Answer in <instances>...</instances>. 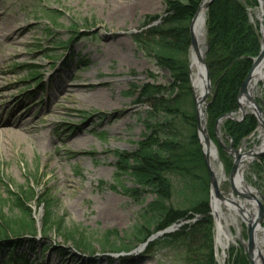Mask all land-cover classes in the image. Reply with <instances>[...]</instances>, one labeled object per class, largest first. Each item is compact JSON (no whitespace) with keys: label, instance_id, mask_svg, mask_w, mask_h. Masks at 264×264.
<instances>
[{"label":"rangeland","instance_id":"obj_1","mask_svg":"<svg viewBox=\"0 0 264 264\" xmlns=\"http://www.w3.org/2000/svg\"><path fill=\"white\" fill-rule=\"evenodd\" d=\"M258 1L256 7L248 9V14L251 24H259L260 30L256 19ZM164 8V0H0V82L5 87L0 91L3 95L0 114L7 115L11 107L19 106L20 111L30 112L26 121L33 119L29 133L15 127V136L10 140L0 136V197L6 198L7 188L27 187L33 191L25 206L36 231L33 235H21L23 241L34 240L37 246L30 251L23 242L21 250L26 252L28 262L201 264L196 243L203 237L191 238L190 234L200 236L202 229L198 227L203 217L192 212L166 228L155 230L153 237L144 243L114 253L102 251L96 242L91 254L84 253L66 241L61 232H41L44 207L37 197L43 194L52 196L54 214L62 218L65 227L97 234L116 230L120 237L130 232L139 213L153 199L150 193L135 199L122 192L120 185L131 188L134 183L126 175L116 178V151L133 152L146 132V122L151 120L148 103L141 102L139 97L141 87L148 82L165 86L171 80L169 73L156 66L154 59L145 55L133 38L134 34L159 24L166 15ZM45 12H54L58 18L53 22ZM149 17L156 19L145 26ZM71 24L75 26L73 29ZM202 42L205 44V37ZM24 64L35 66L34 78ZM61 82L66 85L59 88ZM75 84H83L85 88L77 89ZM259 87L260 92L255 91L253 98L264 111V80ZM97 93L107 96L109 103L94 101ZM192 94L195 96L193 88ZM210 94L211 90L205 103ZM44 107L49 109L46 111ZM244 110L246 115L253 116L256 125L233 146L241 151L259 147L262 141L258 137L261 124L251 109L244 106ZM232 112L237 121L245 118L241 119L239 107ZM154 119L161 121L164 117L160 114ZM227 119L222 120L217 131L226 145L230 140L227 141L222 125ZM172 124L181 135L188 133L186 123L178 117L172 118ZM75 139L79 141L76 147L72 144ZM217 154L216 162H220L225 175L218 184L222 194H231L238 203L245 202L248 206V199L231 191L230 170L226 172L225 162ZM225 154L231 164L232 156ZM260 157H254L242 173L245 184L257 190L264 208V170L257 165ZM173 183L176 190L171 204L178 207L183 205L189 192L178 193L183 183L177 176L173 177ZM10 206L4 205L5 215H17L18 211ZM235 216L238 232L231 226L235 239L229 242L225 254L229 247L236 245L239 233L246 240V224L238 213ZM212 219V249L216 263L220 264L221 250L215 246ZM261 225L264 226V219ZM183 226L189 232L180 229ZM193 229L198 235L192 233ZM178 233L177 239L165 238ZM188 240L192 243L190 248ZM59 249L65 255L60 256ZM7 260V255L0 253V264H8Z\"/></svg>","mask_w":264,"mask_h":264},{"label":"trees","instance_id":"obj_2","mask_svg":"<svg viewBox=\"0 0 264 264\" xmlns=\"http://www.w3.org/2000/svg\"><path fill=\"white\" fill-rule=\"evenodd\" d=\"M202 0H164L165 17L155 26L134 34L138 48L148 57L154 59L156 66L166 70L171 78L165 85L147 83L139 93L141 102L148 103L151 120L146 122V132L131 152L116 151V178L129 176L134 186L128 188L120 185L122 192L139 198L143 193H150L153 199L139 213L137 222L125 237H120L116 230H106L100 234L90 233L84 229L67 228L60 216L54 214V199L50 194H43L37 200L44 207V219L40 224L41 232L54 230L60 232L65 240L77 250L84 253L93 252L96 242L102 251H127L136 243H144L155 230L163 229L189 212L203 217L202 229L196 243L201 264H217L213 254L212 228L213 219L209 207V179L196 129V117L192 89L190 86L189 25ZM257 6V0H213L205 12V43L207 51L204 57L211 81V94L206 106V123L208 134L215 142L213 133L214 120L223 114L236 111L238 108V91L249 72L253 58L260 49L259 24L252 25L249 19V8ZM53 22L58 18L56 13L45 12ZM155 17H149L145 26ZM70 29L75 26L70 25ZM62 45L68 43L61 42ZM28 73L34 78L35 66L24 64ZM163 120H155L157 116ZM178 117L186 123L188 133L181 135L172 124V118ZM171 125V126H170ZM253 116L246 115L241 121L227 119L222 129L233 146H237L255 128ZM216 143V142H215ZM218 153L225 162L226 172L231 164L227 155L219 146ZM264 170V155L259 164ZM264 172V171H263ZM178 177L183 184L178 193L188 191L181 206L174 207L171 198L176 190L173 177ZM202 193V198L200 194ZM6 198L0 197V253L7 255L8 264H38L28 262L26 252L21 250L23 242L34 251V240L21 238L22 234L33 235L36 231L30 211L25 202L33 197V191L27 187L18 190L7 188ZM184 195V194H183ZM16 209L15 216L5 215L4 205ZM188 226V225H186ZM183 226L180 229H183ZM189 232L187 229H183ZM192 233L198 235L193 229ZM169 237H179L167 235ZM188 247L192 243L188 240ZM186 243V245H187ZM60 256L65 255L59 249ZM226 264H250L247 254L240 244L229 247Z\"/></svg>","mask_w":264,"mask_h":264},{"label":"bare ground","instance_id":"obj_3","mask_svg":"<svg viewBox=\"0 0 264 264\" xmlns=\"http://www.w3.org/2000/svg\"><path fill=\"white\" fill-rule=\"evenodd\" d=\"M263 1L260 0V5L257 7L256 10V19L259 21L262 33H261V39L262 42H264V15H263ZM124 9H128V6H124ZM204 24H205V12H200L198 15V18L194 22V33L197 38V41L199 43L200 49H202L203 40H204ZM13 44V43H12ZM14 49V47H13ZM15 53L16 50L14 49ZM2 59L0 58V63ZM191 70L192 73V85L195 92L196 98H200L203 93V89L205 86V80H204V69L203 66L199 63H197L195 60H191ZM264 80V56L263 58L258 62L257 65L253 68L252 74H251V80L249 82L248 91L249 95L251 97H254V92L257 93L260 92L259 84ZM60 83V82H59ZM66 84L62 83L59 84V88L64 87ZM77 89H84L85 86L83 84H75L74 86ZM5 87L0 82V91L3 90ZM3 95H0V98H2ZM94 101L100 103V104H108L109 99L107 96L102 95V93H97L93 96ZM241 104L244 107L246 105L244 100H241ZM20 107H11V111H8V114L5 115V113L0 114V136L6 138L7 140H10L15 136V132L13 131V128L20 127L23 128V130L26 133H29L31 131L30 124L33 121L32 118H29L26 121L27 115L30 114L27 109H24L23 111H20ZM49 108L44 107V110H48ZM201 111V110H200ZM200 117L203 118L202 113L200 114ZM260 121L264 124V116L259 117ZM259 136L261 137V144L259 147L253 148L251 150H243L241 151L239 149L238 152L242 155V162L240 165V171L237 173V176L235 178V185L236 187L245 192H250V194L254 195L256 198H258L257 190L251 186H248L244 182L243 177V170L247 166L250 161L254 158L253 154L255 152H259V150L264 148V127H259ZM38 138L40 136L37 135ZM42 137V136H41ZM41 139H44L41 138ZM45 140V139H44ZM41 142V140H40ZM76 143L78 145L79 141L77 139L73 140L72 144L75 145ZM210 163L211 167L215 171V174H217L218 181L221 183V180L225 179L224 170L221 167L219 162L217 161L218 154L216 153V148L214 146H211L210 148ZM243 209L248 210V213H245V215L250 216L251 218H254V214H256L257 208H256V202L254 200L248 201V206L245 204V202H239ZM231 205H228L226 202H220L215 197L212 198V213L213 217L215 219V246L218 250H221V254L218 256V260L220 263H222V258L224 256L223 251L227 248L229 242L233 241L235 239L234 235L231 232V226L236 227V230L238 232L239 228V222L237 217L235 216L236 213ZM255 245H256V252L254 257V264H262L260 260V256L257 254L259 253L262 257H264V226L260 225L258 229L255 232Z\"/></svg>","mask_w":264,"mask_h":264},{"label":"water","instance_id":"obj_4","mask_svg":"<svg viewBox=\"0 0 264 264\" xmlns=\"http://www.w3.org/2000/svg\"><path fill=\"white\" fill-rule=\"evenodd\" d=\"M213 0H202L200 2V4H198L199 6L196 9V12L190 22L189 27V34H190V61L191 60H195L197 63L201 64L203 66L202 69H204V80H205V86L203 89V93L202 96L200 98H196V96H194V106H195V117H196V129H197V134H199V138L201 139L202 143H203V147H204V161L208 170V178H209V182H210V187H211V191L214 194V197L217 198L220 202H226L228 203V205H231L232 207H234V211L237 212L241 219L245 222V226L247 229V236H246V240H242V237H240V242L242 244V247L244 248V251L247 254L248 261L250 264H254V257L255 256V252H256V245H255V232L258 229V227H260L261 223L263 222L264 219V208L263 205L261 204V202L259 201L258 198H256L254 195L250 194V192H245V191H241L239 190L236 185H235V178L237 176V173L240 171V165L242 162V155L240 154L239 149L234 148L232 145V142L228 141V144L226 145V143H224L219 137H218V126L219 124L222 122V120L224 118H229L232 120L237 121L236 118H234V113L233 112H229L226 114H223L222 116H220L217 120H215V124H214V129L213 131L215 132V138L216 141L218 143V145L221 147V149L232 156V162H231V168L229 171V175H228V179H229V185L231 188V191L238 197L244 198V199H248V200H254L256 202L257 205V211L256 214H254V218H251L250 216L245 215V213H248V210L243 209L241 205L238 204V202L236 200H234V198L231 196V194H229V196H225L222 194V192L220 191L219 188V181L217 178V174H215V171L213 170V168L211 167L210 163V148L211 146H214V143L212 142L211 138L208 135V132H206V123L204 115H205V110H206V106L207 104L204 102L207 97L208 94L210 93L211 90V81H210V77H209V73H208V68L206 65V62L204 60L206 51H207V45L204 44L202 46V49H200L199 47V43L197 41V38L195 36L194 33V22L195 20L198 18V15L200 14V12H206V10L208 9V5L212 2ZM259 5H260V0L258 1ZM263 15H264V1H263ZM260 36L262 33V28L260 26V30H259ZM261 38V37H260ZM264 56V42H262V39L260 40V49L258 52V55L256 57L253 58V62L251 65V68L249 70V72L247 73L246 77L244 78L243 82L241 83V86L239 88L238 91V97L237 99V104L239 107V111L241 113V119H243L246 115V110H244V107L241 104V100H244L246 105L245 108L246 109H251V111L253 112L254 116L256 117V119L259 121V123L261 124L262 127H264V124L262 123V121H260L259 117L262 118V116H264V111L262 110V108L258 105V103L255 101V99L253 97H251L249 95V91H248V86H249V82L251 80V74L253 71V68L255 67V65L258 64V62L263 58ZM204 105L203 109L201 108V106ZM201 110V111H200ZM202 113L203 118L200 117V114ZM264 155V148L259 150V152H255L253 154L254 157H259ZM245 212V213H244ZM153 237V236H152ZM151 237V238H152ZM150 239V238H149ZM260 256V260L261 263L264 264V257H262L259 253H257Z\"/></svg>","mask_w":264,"mask_h":264}]
</instances>
